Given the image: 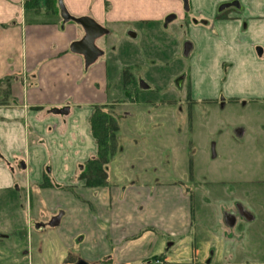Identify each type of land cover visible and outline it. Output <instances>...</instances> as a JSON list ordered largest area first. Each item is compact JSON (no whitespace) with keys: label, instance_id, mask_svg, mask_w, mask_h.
<instances>
[{"label":"crops","instance_id":"crops-1","mask_svg":"<svg viewBox=\"0 0 264 264\" xmlns=\"http://www.w3.org/2000/svg\"><path fill=\"white\" fill-rule=\"evenodd\" d=\"M82 18L105 30L93 61L73 50L86 34ZM162 47L181 62L171 73L160 66ZM126 72L139 89L183 78L179 102L222 97L230 111L251 112L243 122L264 124V0H54L40 8L0 0V80L9 88L0 105V194L12 197L0 220V263L35 249L43 264H179L170 258L185 252L194 230L186 167L170 183L164 177L176 168H157L153 143L133 137L120 145L108 184L80 177L98 153L94 109L126 101ZM20 206L30 216L22 234L12 219ZM224 214L230 241L238 208L227 203ZM238 255L211 256L249 264Z\"/></svg>","mask_w":264,"mask_h":264},{"label":"rangeland","instance_id":"rangeland-1","mask_svg":"<svg viewBox=\"0 0 264 264\" xmlns=\"http://www.w3.org/2000/svg\"><path fill=\"white\" fill-rule=\"evenodd\" d=\"M160 54L159 60H164L160 66L166 69L164 73H171L173 68L181 65L172 58L168 48L162 47ZM151 84L153 88L139 89L135 87L134 79L129 80L130 93L126 101L123 106L114 105L112 112L119 120L120 145H127L133 137L152 142L158 155L156 167L176 168L164 177L170 183L179 184V179H184L179 175L181 168L186 167L190 173L193 182L190 195L195 209L192 241L184 253L176 251L170 259L179 264H205L208 260L211 264H228L229 259L213 258V251L220 255L236 250L240 256H235L234 261L264 262V124L243 122L241 116L251 112L242 111L240 106H233L230 111L231 102L222 97L205 101L187 97L184 102H179L177 99L182 97L185 86H177L174 80L164 85L158 83L156 86L155 81ZM0 91L5 88L0 87ZM166 144L170 148L168 153L162 149ZM184 144L185 155L175 157L178 147ZM11 198L0 194V220L8 217L6 204ZM230 202L238 209L245 208L252 219L239 215L236 232L232 231L238 233V237L233 235L234 239L229 241L223 240L222 236L225 228L230 227L224 214L225 206ZM13 215V221L21 227V234L26 233L30 216L21 211V206ZM5 236L0 227L1 244L5 242ZM34 250L20 252L14 260L17 259V264H43ZM4 257L7 255L0 254V260Z\"/></svg>","mask_w":264,"mask_h":264},{"label":"trees","instance_id":"trees-1","mask_svg":"<svg viewBox=\"0 0 264 264\" xmlns=\"http://www.w3.org/2000/svg\"><path fill=\"white\" fill-rule=\"evenodd\" d=\"M54 0H26V6L30 8L48 7ZM126 90L128 92L131 74L126 72ZM5 81L0 80V87ZM9 88L0 91V105L5 104ZM114 105L96 106L90 119L92 133L98 144L97 155L90 159L80 175L86 180L88 186H103L108 184L110 164L119 152V120L113 114Z\"/></svg>","mask_w":264,"mask_h":264},{"label":"water","instance_id":"water-1","mask_svg":"<svg viewBox=\"0 0 264 264\" xmlns=\"http://www.w3.org/2000/svg\"><path fill=\"white\" fill-rule=\"evenodd\" d=\"M63 17L68 18L65 11ZM77 22L83 27L86 34L81 41L73 45V50L84 54L89 61H93L99 54L95 41L105 33V30L91 18L78 19Z\"/></svg>","mask_w":264,"mask_h":264},{"label":"flooded vegetation","instance_id":"flooded-vegetation-1","mask_svg":"<svg viewBox=\"0 0 264 264\" xmlns=\"http://www.w3.org/2000/svg\"><path fill=\"white\" fill-rule=\"evenodd\" d=\"M183 84H184V80H183V78H181V79H179V80L176 81V85L179 86V87H181ZM186 85H187V84H186ZM187 97H190V96L188 95ZM239 211H240V212H239ZM238 213H239L240 216L247 215V216L249 217V219H252L250 213H248V212H247L245 209H243L242 207H240V208L238 209ZM247 216H246V217H247Z\"/></svg>","mask_w":264,"mask_h":264},{"label":"built area","instance_id":"built-area-1","mask_svg":"<svg viewBox=\"0 0 264 264\" xmlns=\"http://www.w3.org/2000/svg\"><path fill=\"white\" fill-rule=\"evenodd\" d=\"M153 264H161L160 261H155Z\"/></svg>","mask_w":264,"mask_h":264}]
</instances>
